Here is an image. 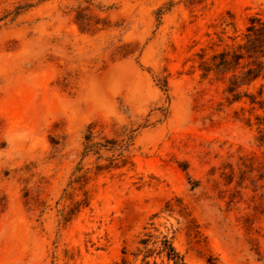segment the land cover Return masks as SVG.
Wrapping results in <instances>:
<instances>
[{"label": "rangeland", "instance_id": "374dc122", "mask_svg": "<svg viewBox=\"0 0 264 264\" xmlns=\"http://www.w3.org/2000/svg\"><path fill=\"white\" fill-rule=\"evenodd\" d=\"M260 11L264 0H0V264H134L151 222L175 231L187 264H264L256 114L192 61ZM89 132L128 145L126 166L93 176L116 153L83 158ZM77 167L91 172L89 207L71 216Z\"/></svg>", "mask_w": 264, "mask_h": 264}, {"label": "trees", "instance_id": "16d2710c", "mask_svg": "<svg viewBox=\"0 0 264 264\" xmlns=\"http://www.w3.org/2000/svg\"><path fill=\"white\" fill-rule=\"evenodd\" d=\"M201 3L202 0H188L190 6H198ZM229 28L231 35L227 32ZM214 36L215 38L208 35L207 45L194 54L192 61L202 79L212 77L224 82L227 105L243 103L248 106L250 114H256L260 135L257 138L258 147L264 149V83H260L254 92L251 91L256 83L264 81V12L249 15L241 31L232 23L224 24L221 31L214 33ZM163 91L166 93V90ZM102 151L114 152L116 156L104 159L107 164L96 166L93 176L97 177L104 172L126 166L125 153L128 152V145L118 147L107 140L104 143L93 142L92 133L89 132L84 137L83 158L95 156L98 161L103 160ZM90 175V171H84L80 167L72 174L68 188H77L84 198L75 203L70 212L71 216L82 207H89L87 186L92 180ZM174 236L175 231L172 228L161 232L151 222L137 243L134 264H187L174 246ZM123 254L125 255V252ZM123 264H126L125 260Z\"/></svg>", "mask_w": 264, "mask_h": 264}]
</instances>
